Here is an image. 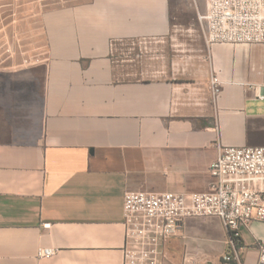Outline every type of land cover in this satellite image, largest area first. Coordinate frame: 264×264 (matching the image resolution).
I'll list each match as a JSON object with an SVG mask.
<instances>
[{
  "label": "crops",
  "instance_id": "1",
  "mask_svg": "<svg viewBox=\"0 0 264 264\" xmlns=\"http://www.w3.org/2000/svg\"><path fill=\"white\" fill-rule=\"evenodd\" d=\"M204 11L48 0L41 56H5L0 36V264H124V193L207 192L218 143L264 147V46L208 50ZM240 233V260L225 261L221 221L187 218L157 264H257L264 222Z\"/></svg>",
  "mask_w": 264,
  "mask_h": 264
},
{
  "label": "built area",
  "instance_id": "2",
  "mask_svg": "<svg viewBox=\"0 0 264 264\" xmlns=\"http://www.w3.org/2000/svg\"><path fill=\"white\" fill-rule=\"evenodd\" d=\"M190 1L197 6L201 0ZM202 1L205 11L197 14V20L208 50L216 44L264 46V0ZM208 89L216 101L221 83L215 74L209 78ZM257 98L264 100V93ZM208 173L212 181L203 193H124V264H157L166 240L192 217L219 219L228 233L224 260H240L241 227L264 222V147L218 143ZM258 249L257 264H264V238L258 241ZM53 254L52 248H40L37 255L49 258Z\"/></svg>",
  "mask_w": 264,
  "mask_h": 264
},
{
  "label": "rangeland",
  "instance_id": "3",
  "mask_svg": "<svg viewBox=\"0 0 264 264\" xmlns=\"http://www.w3.org/2000/svg\"><path fill=\"white\" fill-rule=\"evenodd\" d=\"M47 1L0 0V28L2 25L10 24L8 28L0 31V36H4V41L7 40L10 48L5 56L19 61L28 57L37 58L43 54L44 48H41L43 35L42 30L38 29L39 13Z\"/></svg>",
  "mask_w": 264,
  "mask_h": 264
}]
</instances>
